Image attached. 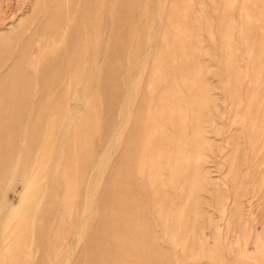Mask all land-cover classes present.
Segmentation results:
<instances>
[{"label": "rangeland", "instance_id": "obj_1", "mask_svg": "<svg viewBox=\"0 0 264 264\" xmlns=\"http://www.w3.org/2000/svg\"><path fill=\"white\" fill-rule=\"evenodd\" d=\"M0 75V264H264V0H0Z\"/></svg>", "mask_w": 264, "mask_h": 264}, {"label": "bare ground", "instance_id": "obj_2", "mask_svg": "<svg viewBox=\"0 0 264 264\" xmlns=\"http://www.w3.org/2000/svg\"><path fill=\"white\" fill-rule=\"evenodd\" d=\"M106 6H107V5H106ZM104 7H105V6H104ZM2 31H3V30H2ZM12 34H13V33H12ZM16 45H17V44H16ZM145 53H146V52H145ZM22 58H23V57H22ZM14 74H15V73H14ZM14 74H13V75H14ZM13 75L11 74V77H14ZM0 76H1V75H0ZM6 78H7V77H6ZM96 78H97V77H96ZM10 80H11V79H10ZM10 80H9L8 82L11 83L12 81H10ZM13 80H14V79H13ZM8 82H7V84H8ZM12 84H13V82H12ZM12 84H11V85H12ZM11 85H10V86H11ZM6 88H7V86H6ZM31 88H32V87H31ZM0 100H1V99H0ZM0 102H2V100H1ZM4 107H5V106H4ZM153 107H154V106H153ZM2 109H3V106H2ZM4 110H5V109H4ZM4 110H3V111H4ZM4 113H6V111H4ZM3 118H4V117H3ZM3 118H2V119H3ZM0 120H1V119H0ZM3 121H4V120H3ZM8 122H10V121H8ZM5 124H6V121H5ZM7 124H9V123H7ZM0 125H1V123H0ZM2 125H3V124H2ZM1 127H2V126H0V128H1ZM9 128H10V127H9ZM2 129H3V128H2ZM4 129H5V128H4ZM1 131H2V130H1ZM7 132H8V131H7ZM0 134H1V133H0ZM2 134H4V133H2ZM2 134H1V135H2ZM9 134H10V133H9ZM7 135H8V134H7ZM7 135H5V136H7ZM2 138H4V135H2ZM6 138H7V139H10V138H8V137H6ZM1 140H2V139H1ZM10 141H11V140H8V143H9V144H11ZM0 142H1V141H0ZM5 142H6V141H5ZM0 144H2V143H0ZM4 145H5V144H4ZM6 147L9 148V147H12V146L9 145V147H8V146L6 145ZM6 147H5V148H6ZM0 148L3 149L2 146H1ZM7 148H6V149H7ZM12 148H13V147H12ZM12 148H11V149H12ZM11 149H9V151H10ZM2 151H4V150H2ZM5 151L9 152L8 149L5 150ZM11 151L13 152V149H12ZM11 151H10V152H11ZM10 152L7 154L8 156H10ZM4 153H5V152H4ZM2 154H3V153H2ZM5 156H6V153H5ZM5 156H4V157H5ZM8 156H7V157H8ZM7 157H6V160H7V159L9 160V158H7ZM11 157H12V154H11ZM108 158H109V157H108ZM10 159H11V158H10ZM4 160H5V158H4ZM5 162H6V161H5ZM6 163H7V162H6ZM6 165H7V164H6ZM6 165H5V166H6ZM20 168H21V167H20ZM22 168H25V166L22 167ZM23 170H24V169H23ZM4 171H5V169H4ZM4 171H3V172H4ZM21 172H22V170H21ZM23 172H24V171H23ZM7 173H8V172H7ZM2 174H3V173H2ZM9 174H10V172H9ZM4 175H5V174H4ZM4 175H3V176H4ZM20 175H21V174H20ZM29 190H30V189H29ZM31 192H32V191H31ZM27 197H28V194H27L26 191L23 192V193L21 194V199L24 200V199H26ZM95 197H96V196H95ZM28 199H29V198H28ZM27 202H29V201L27 200ZM81 202H82V201H81ZM100 214H101V213H100ZM115 214H116V213H115ZM119 240H120V239H119ZM121 240H122V239H121Z\"/></svg>", "mask_w": 264, "mask_h": 264}]
</instances>
